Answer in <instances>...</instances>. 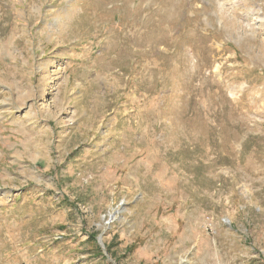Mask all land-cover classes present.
<instances>
[{
  "label": "rangeland",
  "instance_id": "obj_1",
  "mask_svg": "<svg viewBox=\"0 0 264 264\" xmlns=\"http://www.w3.org/2000/svg\"><path fill=\"white\" fill-rule=\"evenodd\" d=\"M0 264H264V0H0Z\"/></svg>",
  "mask_w": 264,
  "mask_h": 264
}]
</instances>
